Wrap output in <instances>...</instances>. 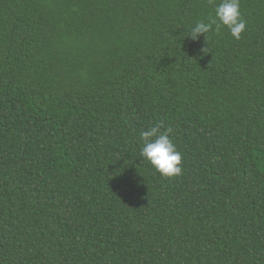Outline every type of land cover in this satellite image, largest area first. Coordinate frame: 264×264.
Here are the masks:
<instances>
[{"label":"trees","instance_id":"1","mask_svg":"<svg viewBox=\"0 0 264 264\" xmlns=\"http://www.w3.org/2000/svg\"><path fill=\"white\" fill-rule=\"evenodd\" d=\"M217 2L0 0V264H264V0L186 37Z\"/></svg>","mask_w":264,"mask_h":264},{"label":"clouds","instance_id":"2","mask_svg":"<svg viewBox=\"0 0 264 264\" xmlns=\"http://www.w3.org/2000/svg\"><path fill=\"white\" fill-rule=\"evenodd\" d=\"M224 29L237 41L246 31L247 21L242 15L240 0H218L214 14L207 20L192 24L186 37L198 41L201 36L207 39L209 33L219 35ZM171 132L172 129L165 128L162 122L139 132L142 144L139 156L156 173L168 178L180 176L183 172V156L173 142Z\"/></svg>","mask_w":264,"mask_h":264}]
</instances>
